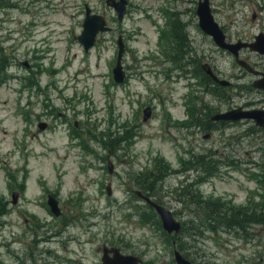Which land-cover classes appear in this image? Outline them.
Masks as SVG:
<instances>
[{"label": "rangeland", "instance_id": "obj_1", "mask_svg": "<svg viewBox=\"0 0 264 264\" xmlns=\"http://www.w3.org/2000/svg\"><path fill=\"white\" fill-rule=\"evenodd\" d=\"M106 1L0 0V54L28 63L11 59L0 73V264H102L105 245L142 264H177L175 249L194 264H264V224L246 234L193 221L201 208L186 195L193 189L225 208L264 211V127L211 120L232 107L264 108L256 76L199 27V0H128L123 21ZM86 4L113 28L88 51L78 39ZM210 5L234 41L264 33V0ZM180 13L193 22L190 45L202 66L215 65L232 86L167 59L166 31ZM119 35L123 83L113 73ZM240 57L264 70V54L245 48ZM138 190L186 231L168 234Z\"/></svg>", "mask_w": 264, "mask_h": 264}, {"label": "water", "instance_id": "obj_2", "mask_svg": "<svg viewBox=\"0 0 264 264\" xmlns=\"http://www.w3.org/2000/svg\"><path fill=\"white\" fill-rule=\"evenodd\" d=\"M107 5L114 7L117 11L118 20L123 21L127 11H128V0H107ZM85 19L83 22V31L82 34L78 37L80 42H82L85 50H89L93 47L97 41L98 35L100 33L112 31V26L108 23L107 18L103 14L93 12V9L86 4L85 6ZM197 14L199 16L200 26L203 31L213 37L215 43L221 48L231 50L236 58L238 63L241 66L246 67L251 72H257L254 70V67L250 65L247 61L245 62L239 57V51L241 48L246 47L250 48L253 51H257L261 54H264V33L261 32L255 36V40L252 42H237V43H228L226 41V35L220 26V24L215 20L212 8L210 5V0H200ZM119 51L117 55V63L113 69L114 78L116 82L123 83L126 79V71L122 62L123 55L125 53V42L123 35L118 37ZM28 65V63H26ZM204 71L210 75L213 79L223 85H230L229 80L220 79L212 70L210 65L203 66ZM255 88L264 89V78L256 79L253 83ZM152 115V108L150 106L144 109V120L147 121ZM213 120H243L251 119L259 127H264V108H252V109H232L227 112H220L212 116ZM46 122L40 123V127L45 129L47 127ZM109 171L112 173L114 171L113 162L109 160ZM108 194L111 195V185L107 187ZM136 193L143 198L148 204L153 206L161 218L163 228L168 234H178L181 232L183 224L181 220L177 219L173 211L166 206L154 201L150 196L144 194L142 191L138 190ZM14 203H17L18 193H14ZM48 204L51 208V211L55 215H61L62 210L60 207L59 200L53 195L49 194ZM175 260L177 264H194L189 258H187L181 250L175 249L174 251ZM144 259L139 255L126 254L121 251L118 247H103V257L102 264H142ZM157 264H166V263H157Z\"/></svg>", "mask_w": 264, "mask_h": 264}, {"label": "flooded vegetation", "instance_id": "obj_3", "mask_svg": "<svg viewBox=\"0 0 264 264\" xmlns=\"http://www.w3.org/2000/svg\"><path fill=\"white\" fill-rule=\"evenodd\" d=\"M200 2V0H199ZM199 5V3H198ZM198 8V7H197ZM197 11V10H196ZM183 13H180L179 15V18H173L170 22H169V25H168V29L166 31V38H167V42H166V47L167 49L169 48L170 49V52H168L167 54V59L171 62H173L174 64H176V67H185L187 65L191 66V67H194L195 70L197 69V71L199 70V68H202V59H201V56L198 54V52L196 51H193L192 50V46L190 45L191 43V30H190V26L193 24L192 21L190 22H187L185 20H183L181 18V15ZM199 17V16H198ZM198 24H199V27L200 26V21L198 20ZM183 26V27H182ZM202 29V28H201ZM223 29V28H222ZM225 35H226V41L228 43H237V42H247L246 40H241V38H238L237 41H234L227 33L226 31L223 29ZM165 34V33H164ZM213 38V37H212ZM248 42H252V41H248ZM218 46V45H217ZM220 49H222L220 46H218ZM246 47H243L240 49L239 51V57H240V52L242 49H245ZM224 51H227V52H230L232 54H234L231 50L229 49H225L223 48ZM235 56V54H234ZM7 55L4 53V54H0V73H5V71L7 70V64L9 62V60L13 59L12 61H16V57L14 58H10L9 56V59L6 58ZM236 58V56H235ZM241 58V57H240ZM242 60H244L245 62L247 61L246 58H241ZM236 61H237V58H236ZM18 64L20 63H24L26 64L25 61H22L21 59H18V61H16ZM238 62V61H237ZM248 62V61H247ZM249 63V62H248ZM4 64V67H2V65ZM240 65V64H239ZM251 65V64H250ZM28 66V65H27ZM252 67H254L253 65H251ZM188 67V66H187ZM210 67L212 68L213 72L220 78V79H225V80H228L226 78H224V74H222L221 72H219L218 69H215V65H210ZM244 72L246 73L249 72V73H252L256 76V78L254 79V81L256 79H263L264 78V70H258L254 67V70H256L257 72H251L249 71L248 69H246V67L242 66ZM128 69L129 68H125V71H126V79L127 77L129 76V73H128ZM204 70V69H203ZM196 73V72H194ZM206 73V72H205ZM207 74V73H206ZM196 75H199L198 73H196ZM207 76H209L211 78V81H214V84L217 85V86H221L223 87L224 89H226L227 87L229 86H232V82L230 85H223V84H220L219 82H217L215 79H213L210 75L207 74ZM20 76L16 73H13L12 74V78H19ZM2 78V75L0 74V80ZM2 79H5V78H2ZM125 79V80H126ZM253 81V83H254ZM218 88V87H217ZM259 90L263 91L264 92V89L262 88H258ZM238 108H244L246 109V106L243 105V106H240V107H232L231 109H228L226 111H222V112H227L229 110H232V109H238ZM220 113V112H219ZM218 114V113H216ZM211 120L212 117H211ZM244 120V119H243ZM214 122H220V123H223L224 121H233V120H213ZM210 136V135H208ZM208 136L206 138H208ZM14 203V202H13Z\"/></svg>", "mask_w": 264, "mask_h": 264}, {"label": "trees", "instance_id": "obj_4", "mask_svg": "<svg viewBox=\"0 0 264 264\" xmlns=\"http://www.w3.org/2000/svg\"><path fill=\"white\" fill-rule=\"evenodd\" d=\"M3 67L4 64L1 68ZM205 78L207 80H211V78L207 75L205 76ZM189 188H191V186ZM186 195L192 200V204H196L201 208L200 211L195 210V219L193 221L197 219L200 221L205 220L213 225L222 223L230 228L234 227L238 230L246 229V234L249 232L252 225L264 224V211L262 210H251L247 207L246 209H235L234 207L225 208V206L219 201H215L212 199H210V201H207L206 199H202L203 197L199 195L198 191H194L193 189H190L188 192H186ZM151 207L154 208L153 206ZM200 227H203V225H198V229H200ZM185 231L186 228L183 224L181 232Z\"/></svg>", "mask_w": 264, "mask_h": 264}]
</instances>
